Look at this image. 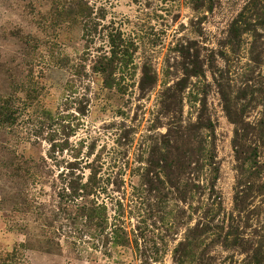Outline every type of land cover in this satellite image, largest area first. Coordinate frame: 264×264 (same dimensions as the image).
I'll return each mask as SVG.
<instances>
[{"label":"rangeland","instance_id":"1","mask_svg":"<svg viewBox=\"0 0 264 264\" xmlns=\"http://www.w3.org/2000/svg\"><path fill=\"white\" fill-rule=\"evenodd\" d=\"M0 264H264V0H0Z\"/></svg>","mask_w":264,"mask_h":264},{"label":"trees","instance_id":"2","mask_svg":"<svg viewBox=\"0 0 264 264\" xmlns=\"http://www.w3.org/2000/svg\"><path fill=\"white\" fill-rule=\"evenodd\" d=\"M5 110H8L9 112H11L10 109L4 108L2 105H0V115H3V116L6 115L8 112Z\"/></svg>","mask_w":264,"mask_h":264}]
</instances>
